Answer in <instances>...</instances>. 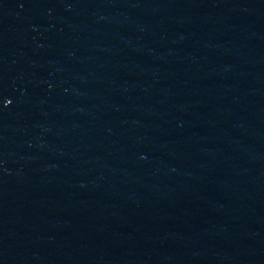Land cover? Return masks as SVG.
<instances>
[{
  "label": "water",
  "instance_id": "obj_1",
  "mask_svg": "<svg viewBox=\"0 0 264 264\" xmlns=\"http://www.w3.org/2000/svg\"><path fill=\"white\" fill-rule=\"evenodd\" d=\"M0 264H264V0H0Z\"/></svg>",
  "mask_w": 264,
  "mask_h": 264
}]
</instances>
